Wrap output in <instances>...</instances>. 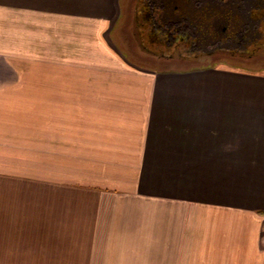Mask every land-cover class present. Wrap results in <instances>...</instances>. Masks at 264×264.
<instances>
[{
    "label": "crops",
    "instance_id": "obj_1",
    "mask_svg": "<svg viewBox=\"0 0 264 264\" xmlns=\"http://www.w3.org/2000/svg\"><path fill=\"white\" fill-rule=\"evenodd\" d=\"M148 1L0 0V264H264V72L138 63Z\"/></svg>",
    "mask_w": 264,
    "mask_h": 264
},
{
    "label": "rangeland",
    "instance_id": "obj_2",
    "mask_svg": "<svg viewBox=\"0 0 264 264\" xmlns=\"http://www.w3.org/2000/svg\"><path fill=\"white\" fill-rule=\"evenodd\" d=\"M157 1L163 6L165 13L166 11L168 12L170 9H172V4H170L172 3V0ZM185 1L186 0H184L183 3L184 6H182L184 7V11L188 12L190 16L189 18L184 16L185 18L182 19V22L187 24L189 21H192L191 24L192 27L194 24L196 33L186 37L188 41H190V45L193 48V53L187 55V59H184L183 61L181 60L180 56H178L177 52L171 49V45L174 42V34L170 33V35L167 36L169 33H167L166 30H162V32L165 34L164 40H166V43L168 41L167 50H162L163 53L157 52L156 54L146 50L144 52L141 51L138 48V46L141 44V41H139V36L136 35L139 32V29L137 28L139 25L134 23V18H132L135 15V13H133L134 8L131 9L128 16L129 20H127V24L125 23L124 26L122 25V28H124V31L126 30L130 32L129 34H132L131 36H133L134 32L132 39L134 43L133 52H136L138 55H133V57L136 58L138 63L139 60L137 58L142 54L143 57L149 58V60H144L140 62V64L159 66L163 70H180L211 62L212 57L210 56H213L215 58L217 57V60L214 64L220 67L228 66L234 69L241 67V69H248L249 71L251 70L258 73L264 72V25L259 23L258 20L251 23L249 13H245L242 16L235 10L236 7H239V5L251 7L255 4V0H226L224 5H220L217 0H191L189 3ZM257 1H259L260 5H262L260 8L264 9V1ZM148 2L144 3L146 8L148 7ZM204 9H206V11ZM202 10H204L203 13ZM197 12L201 14H198ZM143 14L144 17L149 16L148 9ZM157 23L155 22L154 26L157 25ZM172 23L175 22L168 21L165 23V26L169 28L172 26ZM144 26L147 25L142 24L140 27ZM207 26L208 31H211L209 34L206 32ZM122 28L120 29L121 31H123ZM150 30L152 31V29ZM156 30L157 29H155V31ZM153 33L152 37H150L153 40L152 43L158 44V40L156 39L160 38V36L156 34L157 32L154 34ZM131 38H129L130 41ZM147 40L148 39L145 38V41ZM257 43H259L261 50L260 52H253V56L250 57L248 55L243 57L235 55V57H233L227 52L231 51L233 53L238 50L248 51L249 47H252V45L255 48V44ZM194 53L199 54L200 59H193L192 55ZM258 98L259 95L252 92L250 101L258 100Z\"/></svg>",
    "mask_w": 264,
    "mask_h": 264
},
{
    "label": "flooded vegetation",
    "instance_id": "obj_3",
    "mask_svg": "<svg viewBox=\"0 0 264 264\" xmlns=\"http://www.w3.org/2000/svg\"><path fill=\"white\" fill-rule=\"evenodd\" d=\"M191 0H186L185 2H190ZM218 3L220 5H224V3H226V0H217ZM264 1V0H262ZM184 0H172V8L175 10V14L173 16H175V19L172 20V19H169V21L171 22H175V30H171L170 29H166L167 33V36L170 35V33L174 34V42L172 43L171 45V49L173 51H176L178 56H180L181 60L183 61L184 59H187V55H190V53H193V48L192 46L190 45V41H188V39L186 38L188 35H192L193 33L195 34L196 33V28L194 27V24H193V27H192V21H189V23H184L182 22V19H184L185 17L184 16H187L189 18V13L188 12H185L184 11ZM239 3V2H238ZM183 5V6H182ZM262 7V5H260L259 1L255 0V4L252 5L251 7L247 6V7H244V6H240L239 7H236V12L239 13L240 15L243 16V14L245 13H249L250 14V18H251V23H253L254 21L258 20L259 23L263 24L264 25V9L260 8ZM264 7V6H263ZM262 9V10H261ZM140 11H143V8H139ZM206 11V9H204ZM204 10H202V13L204 12ZM247 11V12H245ZM167 13V12H166ZM165 13V14H166ZM198 14H201L199 12H197ZM183 14V15H182ZM167 15V14H166ZM165 15V16H166ZM168 17H166L165 20H167ZM188 29H187V27ZM188 30V31H187ZM206 32L209 34L211 31L209 30L208 31V26H207V30ZM165 34L162 32L160 33V38H157L156 40H158V44H154L152 43L153 40L150 38L152 37V34H150L148 36V40L145 41V38L143 39V41L145 43H141L142 44V47L143 48H146L148 49L150 52L156 54L157 52H160V53H163L162 50H167V45H168V41L166 43V40H164ZM149 41V42H148ZM146 45V46H145ZM149 47V48H148ZM261 50V47L259 46V43L255 44V48L254 46L252 45V47H249L248 51H235V52H229L227 51L228 53H230L233 57H235V55H239L241 57L243 56H253V52H257L259 51L260 52ZM192 51V52H191ZM224 54V53H223ZM193 59H200V55L199 54H196L194 53L193 55ZM212 57V61L211 62H208L206 64H203V65H215L214 63L216 62L217 60V57H213V56H210ZM220 58V57H218ZM203 65H198L197 67L199 66H203Z\"/></svg>",
    "mask_w": 264,
    "mask_h": 264
},
{
    "label": "trees",
    "instance_id": "obj_4",
    "mask_svg": "<svg viewBox=\"0 0 264 264\" xmlns=\"http://www.w3.org/2000/svg\"><path fill=\"white\" fill-rule=\"evenodd\" d=\"M204 66H211V65H204ZM213 66V65H212ZM241 68V67H240Z\"/></svg>",
    "mask_w": 264,
    "mask_h": 264
}]
</instances>
